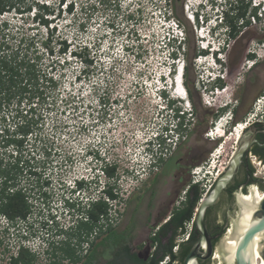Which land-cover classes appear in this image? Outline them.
<instances>
[{
    "label": "rangeland",
    "instance_id": "1",
    "mask_svg": "<svg viewBox=\"0 0 264 264\" xmlns=\"http://www.w3.org/2000/svg\"><path fill=\"white\" fill-rule=\"evenodd\" d=\"M35 1L46 3L55 10L49 27L34 20V9L23 15L11 9L0 17V22L8 21L10 24L7 31L10 43L18 46L26 58L35 60L41 76L40 90H44L37 108L44 122L32 137L33 152L27 153L35 157L31 162L42 176L39 179L26 174L20 178V185L31 194L33 215L9 230L6 220L1 218L0 264H12L11 257L18 254L20 247L35 254L34 264H53L54 261L83 264L91 249L100 264H104L112 256L114 247L129 245L138 251L144 241L156 232V226L151 228L149 223L159 209H164L161 204L172 190L173 177L181 172L180 167L191 166L192 170L200 167L203 172L210 171L212 176L208 178V185L213 183L217 175L224 172L223 168L227 169L238 147L236 137L240 128L237 130V125L247 123L249 128L254 123L264 122V6L258 10L259 20L251 17V24L242 28L236 38H229L225 29L217 30L213 44L218 46L228 40L224 64L227 74L222 80L228 90L215 94L217 84L206 78L216 73L211 70V56L196 61L201 55H210V52H201L196 26L188 16L199 10L197 26H203L207 36L214 25L219 28L226 0H24L25 6H21L28 9ZM251 2L252 8L258 3ZM66 5L72 6V10H67ZM172 7L176 9L174 15H171ZM176 27L183 33L185 41L174 58L189 67L187 81L194 93V102L191 101L190 106L195 112L189 122L186 120L185 131L179 141L163 152L162 162L156 168L148 169L146 140L165 121V98L170 97L167 93L162 94L160 89L165 87L177 98L171 76L176 69V60L172 58L176 49L172 40ZM128 44L132 50L126 52L125 49L124 52ZM81 47L86 48L82 53L84 61L87 59L92 63L82 62L71 54ZM253 53L256 63L249 59ZM100 69L106 81L118 77L123 80L118 87L120 93L124 90L134 95L141 87V94L132 99L129 112L118 116L112 135L107 134V147L104 144L110 151L107 156L119 162L120 200L115 203L110 220L103 222L102 232L92 233L89 244L79 242L78 238L73 241L77 255L82 258L75 263L59 248L63 246V239H67L61 236V231L70 221L71 214L66 206L68 189L74 178L85 175L92 167L89 160L82 162L80 158L99 140L98 123L92 122L94 119L90 114L96 98H99ZM50 77L55 82L53 87L46 83ZM176 98L172 108L180 109L184 104ZM188 99L190 101L189 96ZM228 103L231 104L225 113L215 118ZM232 105H237L234 108L236 113L228 116ZM26 106L24 102L22 109ZM11 120H2L0 130L7 125L9 128ZM127 127L128 135L125 132ZM211 130L213 140L207 137ZM45 149L50 152L48 158L43 154ZM180 159L179 167L177 162ZM253 165L254 177L264 178V163L257 160ZM44 167L46 172H42ZM47 178L50 181L48 186L45 184ZM188 184L181 187L180 197H185ZM254 186L257 185L251 188ZM200 187L204 194L203 185ZM177 200L182 201L181 198ZM218 203L217 223H224L227 218V226L230 227L239 208L228 200ZM174 205L177 207L178 203ZM78 211L76 209V215ZM183 239L180 234L176 242ZM52 242L56 244L51 246ZM210 264L221 262L214 258Z\"/></svg>",
    "mask_w": 264,
    "mask_h": 264
},
{
    "label": "trees",
    "instance_id": "2",
    "mask_svg": "<svg viewBox=\"0 0 264 264\" xmlns=\"http://www.w3.org/2000/svg\"><path fill=\"white\" fill-rule=\"evenodd\" d=\"M251 4V0H229L226 2L227 10L222 12V21L229 38H236L242 28L248 27L251 24V17L259 20L258 8L256 6L252 8ZM21 5L25 6L24 0H0V17L11 9H14L16 13L19 11L21 15L34 9V20H38L46 27L50 26L51 17L55 12L50 5L37 1L33 2L28 9L23 8ZM72 8V6L68 7L66 5L67 10L71 11ZM171 10V15H174L176 9L172 7ZM9 27L8 21L0 22V123L2 120L6 122L7 119H12L11 121H13L9 128L7 125L3 126V130H0V151H2L0 152V221L1 218L6 220L8 230L11 227L15 228L21 222H26L33 215L34 205L31 194L27 188L20 185V178L26 174H29L30 177L37 176L39 179L42 176V173L39 175L31 162L35 157L27 153L33 152L31 151L34 148V145L31 143L32 137L36 128L44 122L42 116L38 115L37 109L38 103L44 95V90H40L41 86H39V81L41 80L39 69L35 60L26 58L20 48L12 45L7 39ZM84 50L86 48L81 47L78 51H71V54L75 58H80L83 62L82 53ZM65 51L66 49H63V52ZM201 52L207 53L205 51ZM249 59L255 60L254 63L257 62L254 53L249 55ZM84 62L87 64L92 63V61H88L87 59ZM185 71L184 86L188 92L190 101L194 102L193 88L187 81L188 65H185ZM46 83L52 87L55 86L52 77L47 78ZM217 86L224 88L221 79L217 82ZM24 102L27 106L25 109H22ZM226 110L227 108H221L215 118H220ZM235 113L236 109L234 110V115ZM181 118L180 131L182 134L185 131L186 120L184 116H181ZM25 154L27 156H24ZM43 154L46 158L50 156V152L48 153L46 149ZM162 160L160 158L159 162H162ZM43 170L42 172H46V167ZM115 172V167L106 169V173L111 179L115 177ZM43 176H46V174L43 173ZM48 178L45 181L47 186L50 184ZM254 182L256 181L252 178L250 184ZM259 187L262 191L264 190L263 185L259 184ZM43 194L46 196V193ZM186 194L185 201L167 216L169 220L158 230L156 238L153 239L152 245L154 247L157 246L158 253L148 264H160L162 262L163 264H175V262H183L193 245L198 241L200 235L194 225L188 241L179 244L176 242L177 237L185 232V224L193 219L195 210L203 197L200 184L191 185ZM103 195L104 197L94 202L89 209L86 207L82 208L84 214L83 216L80 215L82 220L78 221L80 224H77L76 229L61 231V236L67 237V239H63V246L59 248L63 251L65 257L70 258L75 263L80 262L82 258L77 255V248L73 244V241H76V238L80 234L81 236L84 234L85 238L83 242L89 244L90 236L95 232L96 220H102L100 229L102 232L105 225L103 222L110 220V213L115 207V203L120 200L119 193L115 191L113 186L104 189ZM70 206L75 208L76 204H70ZM218 206L219 203L207 211L205 224L209 234L219 228L221 238L226 230L223 223H217ZM220 238L213 242L214 246ZM55 244V242L50 243L51 246ZM91 244L94 246L93 242ZM176 246H178V251L174 252ZM131 251L132 248L129 245H123L119 248L116 246L114 247L112 257L113 255L115 257L122 256V258L124 257L133 263L140 262L135 255H131ZM35 258V254L28 248L20 247L18 254L11 257V262L12 264H34ZM85 258L86 261L83 264H100L96 259L93 249H91ZM166 258L170 260H166ZM53 264L60 263L54 261ZM104 264H112V262L109 259Z\"/></svg>",
    "mask_w": 264,
    "mask_h": 264
},
{
    "label": "flooded vegetation",
    "instance_id": "3",
    "mask_svg": "<svg viewBox=\"0 0 264 264\" xmlns=\"http://www.w3.org/2000/svg\"><path fill=\"white\" fill-rule=\"evenodd\" d=\"M100 73H101V76L99 77V82H98L99 84V88H98L99 89V92H98L99 106H98V125H97V129H99V140H98L99 142L98 143L100 144L102 152L104 150V155L107 156L108 154H110V151L108 150L109 148L105 149L107 147L106 141L109 140V138H107V134H109V136L112 135V132H113L112 127L115 125L114 123L117 122L118 116L130 111V108H131L130 102L132 101V99L136 98L137 95L141 94V92L139 91L141 90V87L137 88L138 93L134 95L130 91H128L129 93H125L123 89H122L123 93H120V91H118V87L122 85L123 80H121L120 77H118V79L112 78L111 81H106L105 77L102 76L103 72L101 71ZM165 94L166 93H164V95ZM175 105H176V102H175ZM169 108L171 109L172 106L170 105ZM263 124L264 122H257L253 124V129L254 131L257 132L256 139L258 143H255L252 146V148L250 149V152H248L246 157L243 159L238 175L236 176L234 181L228 186V188L223 192L220 198V201L228 200L230 201L231 204L234 203L236 205L238 193L247 194L249 192V189L254 184H256L258 188H260L259 184L264 186V178L254 177L255 167L253 165L257 160H259L260 163H264V125ZM105 128H108L107 131L105 130ZM127 129L128 127L126 128L125 132L128 135L129 132ZM102 140L104 143H102ZM126 141L128 142V139H126ZM104 144L106 145V147H104ZM80 160L82 162H85L86 160H88V156L84 154L81 156ZM181 163H182V160L180 159L177 162V165L180 167ZM180 168H181V172L175 175V177H173L174 186L172 190L167 193L166 198L163 200L161 204L164 207V209H159L155 217L153 218V221L150 222L151 224L149 223V226L151 228L156 226L157 228L156 232L151 234L147 238V240L144 241L143 247L140 250L137 251V249L132 248L131 255H135L136 258H138L140 262L133 263L129 261L128 259L126 260L124 257L122 258V256L115 257L113 255V257L112 256L110 257L112 264H148L151 261V259H153L157 255L158 248L157 246L154 247L152 245L153 239L156 238L158 230L162 226H164L169 220V218L168 219L166 218V215L168 214V212L171 213L176 208L174 204L177 202L178 203L177 207H180L183 201H185V198L187 195L186 193L189 188H187V190L184 192L185 197H180L179 192H180L181 187L188 182H189L188 187L193 185L191 184L192 182L191 166L180 167ZM117 170H118V167L116 168L114 179L115 181H117V184H118L120 182L119 181L120 175L117 173ZM252 178L255 179L256 182L250 184V181L252 180ZM119 188L120 187L116 186L115 191L119 192L120 190ZM178 198H181L182 201L178 202L177 200ZM80 211L78 212L79 216H77V218L80 217V215L83 216L84 214V211L82 209H80ZM164 220L166 221L164 222ZM79 222L78 224H80ZM101 224H102L101 219L96 220L95 233H97V230L101 233V230H100ZM223 225L224 227L228 225L227 218H225V222L223 223ZM209 235L213 238V242H214L217 239V236L220 237V229L218 228V230L210 233ZM84 238H85L84 234L82 236L80 234L78 237L79 242L85 243L83 242ZM210 263H211V260L200 261V264H210Z\"/></svg>",
    "mask_w": 264,
    "mask_h": 264
},
{
    "label": "clouds",
    "instance_id": "4",
    "mask_svg": "<svg viewBox=\"0 0 264 264\" xmlns=\"http://www.w3.org/2000/svg\"><path fill=\"white\" fill-rule=\"evenodd\" d=\"M227 1L229 0L225 1V7ZM198 6H200V4ZM224 10H227V7ZM198 14H199L198 9H196L191 14L193 16V22H194L193 24L196 26V28H198L197 26L198 17H199ZM217 26H218L217 24L214 25L212 29H209L208 31V36H209L208 43L210 44V50L207 51L210 52L209 56H211L214 62L216 64L218 63L217 71L210 81V82H214L215 85L217 84L219 79L224 80L225 78L224 75L227 74V69L224 67V64H226V56H227L226 52L228 48L227 39L224 42V44H219L218 46L213 44V41H215L216 38L217 30L225 29V26H223L222 17L219 28H217ZM178 28L179 27L175 28L173 33L174 38L172 39L176 43V49H174V51L172 52L173 60H176L173 55L179 53L180 51L179 48L181 47L182 42L185 41L183 37L182 40L179 39L177 33ZM225 34L227 35L226 31ZM125 49L126 52H128L132 50V47L128 44L125 46L124 52ZM184 67L185 64H183V66L181 67V71L179 72L181 82H183L182 75L184 74V70H185V69L183 70ZM210 82L209 84H212ZM160 91L162 92V94L164 93L169 94L170 97L168 98L166 97L167 99L165 98V100L167 101L166 106H164L163 108V113L165 114L164 117L165 121L161 122L159 128L151 136H149L148 140H146V146H147L146 155L148 157L146 166L148 169L156 168V166L159 163V159L162 158L163 156L164 150L168 147H171L175 142L179 141V139L181 138L180 136L181 135L180 124L182 122L181 116H184L185 120L188 121L190 120V118H192L194 114V107L190 106L191 101H189V99L183 102L184 106L181 107L180 109L179 108L177 109L176 107L170 109L169 106L174 105V101L176 97L170 94L165 87L160 89ZM176 99L179 100L178 95ZM230 104L231 103H228L225 105V107L222 108H228ZM231 107L232 109L227 113L229 114L228 116L233 115L234 108H236L237 105H232ZM93 108L96 109L97 105H93ZM95 144L91 145V147L86 152V155L88 156V160L90 161L92 167L85 175H80L74 178L71 187L68 189L67 193L69 197L66 198L67 201L66 206L68 213H70L71 215L69 218L70 221L67 222L68 226L64 227L62 231H71L72 229H76L78 221L82 220L81 217L77 218V216H79V213L78 215L75 214L76 209L80 210L85 207L89 209L94 202L104 197L103 195L104 189L108 188L109 186H113L114 188H116V186L119 187V183L117 184V181H115L114 178L111 179L106 173V169L110 167L117 168L119 162L114 158L104 155L100 147V144L98 142ZM70 204H76L75 208H72Z\"/></svg>",
    "mask_w": 264,
    "mask_h": 264
},
{
    "label": "water",
    "instance_id": "5",
    "mask_svg": "<svg viewBox=\"0 0 264 264\" xmlns=\"http://www.w3.org/2000/svg\"><path fill=\"white\" fill-rule=\"evenodd\" d=\"M256 134L257 132L254 131L253 125L242 132L238 139V147L230 158L227 169L219 176L211 191L202 197L194 215L195 229L200 237L193 245L190 252L186 255L182 264H200V261H208L212 259L215 246L213 244V238L209 235L205 224L207 211L218 204L223 192L238 175L243 159L248 152H250L252 146L255 143H258ZM225 230L228 231L229 227L226 226ZM259 234L263 236L260 255L264 258V198L254 213L253 224L248 228L238 243L235 253V264H254L255 252L250 250L248 258L245 254L250 248H252L255 238ZM218 238L220 237L217 236V239Z\"/></svg>",
    "mask_w": 264,
    "mask_h": 264
},
{
    "label": "bare ground",
    "instance_id": "6",
    "mask_svg": "<svg viewBox=\"0 0 264 264\" xmlns=\"http://www.w3.org/2000/svg\"><path fill=\"white\" fill-rule=\"evenodd\" d=\"M175 88L176 87L174 84L173 90L175 94L183 92L182 90V92H179V90H175ZM227 90L228 87H226L223 92H227ZM227 98L230 102H232L229 97ZM244 129L246 128L244 127L243 130L238 131L236 140H238L242 132L245 131ZM225 170L226 169L223 168L222 172ZM263 198L264 190L261 191L257 186H254L253 188L249 189V192L247 194H237V206L239 208L237 217L232 221V225L229 227V230L226 231V234L220 241L219 245L215 248L212 259H220L221 264H235V253L238 243L240 239L244 236L248 228L251 227V225L253 224L254 213L258 209L259 204L263 200ZM262 239L263 236L261 234L257 235L252 245V248H250L245 254V256L248 258L250 250L255 252L254 264H264V258L260 255V250L262 248Z\"/></svg>",
    "mask_w": 264,
    "mask_h": 264
},
{
    "label": "built area",
    "instance_id": "7",
    "mask_svg": "<svg viewBox=\"0 0 264 264\" xmlns=\"http://www.w3.org/2000/svg\"><path fill=\"white\" fill-rule=\"evenodd\" d=\"M95 104L97 105V108L96 109L95 108L92 109V114H90V117H91V119H94V121L92 120L93 123L94 122L98 123V106H99L98 98H96ZM247 126H248L247 123H242V124L238 125V128H240V130H243V128L244 127L247 128ZM238 128H236V129H238ZM212 132H213V130H211L210 132H207V137L211 138L213 140V137L210 135ZM209 176H212V173L210 171L203 172V170L200 167H195L194 170H192V178H193L192 179V184H201V185H203V190H204L203 196L207 195L211 191L212 187L214 186L215 182L217 181V178H219L220 175H217V177L214 179V182L210 183L208 185ZM193 226H194V217H193V219L190 222L185 224V232L182 234L184 239L180 240L179 243L188 241V239L190 237V234L192 232ZM177 251H178V246H176L174 248V252H177ZM167 259L169 260V258H166V260ZM160 264H163V262L160 263Z\"/></svg>",
    "mask_w": 264,
    "mask_h": 264
}]
</instances>
